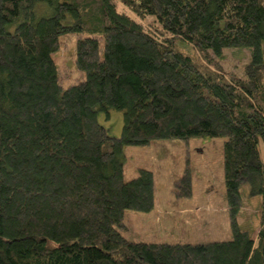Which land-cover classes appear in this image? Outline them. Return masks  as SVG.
Instances as JSON below:
<instances>
[{
	"label": "trees",
	"instance_id": "trees-1",
	"mask_svg": "<svg viewBox=\"0 0 264 264\" xmlns=\"http://www.w3.org/2000/svg\"><path fill=\"white\" fill-rule=\"evenodd\" d=\"M69 36L82 77L65 87L53 54ZM236 47L252 50L239 74L218 62ZM98 108L122 112L121 135ZM202 136L225 137L232 239L126 238L156 184L148 168L125 179V146ZM249 179L254 235L237 218ZM192 186L187 157L171 190ZM0 264H264V0H0Z\"/></svg>",
	"mask_w": 264,
	"mask_h": 264
},
{
	"label": "rangeland",
	"instance_id": "rangeland-1",
	"mask_svg": "<svg viewBox=\"0 0 264 264\" xmlns=\"http://www.w3.org/2000/svg\"><path fill=\"white\" fill-rule=\"evenodd\" d=\"M45 8L44 4L38 6L39 12ZM63 40L64 47L55 52L53 57L62 68L63 84L66 87L81 78L82 74L71 55L76 37H63ZM180 44L188 48V43L180 41ZM251 54L250 48H225L218 62L221 68L239 74L251 59ZM97 117L110 135H121L124 123L121 111L110 109L107 112L98 108ZM224 141L223 136H202L192 137L188 141L155 140L150 145H126L125 179L137 176L141 168L153 170L156 204L150 212L127 209L124 220L118 225L123 235L139 242L181 241L203 244L232 239L223 172ZM187 157L193 190L190 196L179 198L171 189L174 180L184 174ZM255 186L257 184L250 179L242 183L241 205L237 214L239 226L248 229L253 235L258 231L262 218V195L255 190Z\"/></svg>",
	"mask_w": 264,
	"mask_h": 264
}]
</instances>
